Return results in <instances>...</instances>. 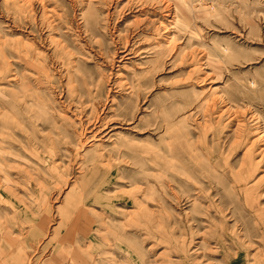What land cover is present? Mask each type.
Segmentation results:
<instances>
[{"label": "rangeland", "instance_id": "rangeland-1", "mask_svg": "<svg viewBox=\"0 0 264 264\" xmlns=\"http://www.w3.org/2000/svg\"><path fill=\"white\" fill-rule=\"evenodd\" d=\"M0 264H264V0H0Z\"/></svg>", "mask_w": 264, "mask_h": 264}]
</instances>
